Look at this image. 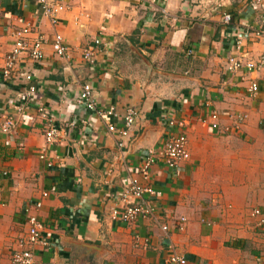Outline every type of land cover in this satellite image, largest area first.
<instances>
[{
    "label": "crops",
    "instance_id": "0c3cea01",
    "mask_svg": "<svg viewBox=\"0 0 264 264\" xmlns=\"http://www.w3.org/2000/svg\"><path fill=\"white\" fill-rule=\"evenodd\" d=\"M59 1L65 8L50 25L35 0H0V68L15 29L30 24L46 41L40 60L16 65L30 81L0 73V121L3 115L12 120L10 131L0 133L6 170L0 175V264H11L15 240L25 233V210L50 240L35 249L33 264H171L169 253L184 264H264V226L251 215L253 208L264 214V72L244 73L240 81L225 71L236 38L245 58L264 51V14L250 0H223L222 9L214 0ZM162 6L173 20L163 18ZM221 10L231 15L228 24ZM246 25L263 33L243 34ZM53 33L67 46L66 58L52 52ZM96 37L99 51L86 63L81 50ZM247 79L258 84L253 98ZM83 83L98 106H113L108 119L115 126L127 106L137 110L123 149L103 120L75 102ZM29 84L35 91L24 102ZM39 107L54 126L74 122L60 142L45 145ZM211 113L230 130L200 121ZM236 114L245 117L234 130ZM171 120L183 127H170ZM180 130L188 158L174 169L150 168L155 221L110 222L107 214L146 150Z\"/></svg>",
    "mask_w": 264,
    "mask_h": 264
},
{
    "label": "built area",
    "instance_id": "2783aa9c",
    "mask_svg": "<svg viewBox=\"0 0 264 264\" xmlns=\"http://www.w3.org/2000/svg\"><path fill=\"white\" fill-rule=\"evenodd\" d=\"M147 3H154L155 0H142ZM162 2L165 0H161ZM223 0H214L217 7L223 8ZM40 14L45 18L50 25H55L58 20V14L62 12L65 6L59 0H35ZM252 6L259 12L264 14V0H250ZM163 18L171 19L166 11L165 6L159 8ZM221 21L224 24L231 22V15L221 10ZM35 27L30 24H25L12 32V41L10 48L2 57V65L0 68L1 77L9 78L11 76H18L25 81L31 80V75L25 71L16 68L19 60L28 58L32 61H38L42 58V46L46 42L44 36L36 32ZM252 34V36H259L263 33L260 27L253 25L245 26L243 34ZM100 39L98 37L93 39L91 44L86 45L81 50L82 58L86 63H92L98 50ZM50 46L54 55L60 58H66L68 48L63 42L59 33H53L50 38ZM241 40L236 38L232 45V53L227 56L225 62V71L229 74L237 75L240 81L244 80V73L264 72V51L256 56L255 59L245 58V54L241 52ZM35 91L32 84L27 85L22 93V99L26 102L31 98ZM245 91L247 96L253 98L258 92V84L256 80L247 79ZM77 104L83 105L87 110L91 111L98 118L103 120L105 128L108 133L117 136L115 146L117 149H123L125 139L128 136L130 127L134 124L137 118V110L132 106H127L120 117L119 126H115L108 119L109 116L114 115L113 106L101 107L98 106L93 98L91 88L88 84H81L78 93L75 97ZM23 104L17 107L21 111ZM40 115L46 120L47 126L43 131V139L45 145H50L60 142L67 133V130L74 126L73 121L64 122L61 126L52 125L46 118V112L42 108H38ZM243 114H236L232 117V126L236 130L244 119ZM200 121L205 123L210 129L220 132H228L229 126L220 127L218 116L216 113H211ZM81 122H83L81 120ZM170 127L181 129L183 122L180 120H171L168 122ZM12 127V120L10 116L3 115L0 121V133H7ZM39 158L44 159L43 149L39 152ZM188 158V151L186 147V138L184 133L180 130L171 133L166 140L155 148L146 150L141 159V163L136 169V176L131 177L125 186L121 189L116 202L110 208L107 218L110 222L119 221L126 224H132L138 218H151L155 221V206H156V192L153 188L150 178L151 166L161 163L167 168L174 169L179 163ZM0 175H6V170L0 168ZM46 193H43V196ZM36 207L39 203L35 204ZM25 216L26 229L25 233L19 235L15 240V246L10 253L11 264H33L34 251L37 248H47L50 245V240L44 232L42 223L37 219L36 215L27 212ZM251 215L256 219V225L264 226V214L257 208L251 210ZM158 223V222H157ZM158 227L162 232L167 231L166 224L159 223ZM181 228V226H179ZM147 243L144 239L142 247ZM137 245V241H134ZM166 260L171 264H184L185 260L175 253H169Z\"/></svg>",
    "mask_w": 264,
    "mask_h": 264
}]
</instances>
